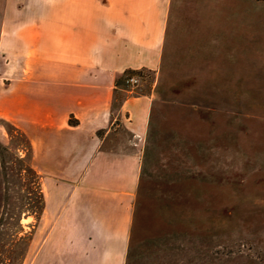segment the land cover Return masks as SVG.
Here are the masks:
<instances>
[{"label": "rangeland", "instance_id": "rangeland-1", "mask_svg": "<svg viewBox=\"0 0 264 264\" xmlns=\"http://www.w3.org/2000/svg\"><path fill=\"white\" fill-rule=\"evenodd\" d=\"M172 30L175 60L198 36H221L223 49L242 56L221 58L223 79L228 70L238 74L219 88L199 87L197 67L175 64L162 74L142 71L136 90L117 95L116 115L128 99L153 92V120L146 136L135 137L142 170L128 264H264V0H174ZM5 107L0 264H24L48 172L38 167L37 131L6 116ZM84 171L57 173L75 182Z\"/></svg>", "mask_w": 264, "mask_h": 264}, {"label": "crops", "instance_id": "crops-1", "mask_svg": "<svg viewBox=\"0 0 264 264\" xmlns=\"http://www.w3.org/2000/svg\"><path fill=\"white\" fill-rule=\"evenodd\" d=\"M173 5L0 0V104L6 116L37 131L38 167L48 172L44 210L24 264H128L142 170L135 137L147 135L153 92L128 99L116 115L124 74H162L181 64L203 73L199 87L237 78L236 71L220 74L222 57L242 56L223 49L221 36L192 38L175 60ZM118 120L122 129L113 128ZM60 169L85 171L64 182Z\"/></svg>", "mask_w": 264, "mask_h": 264}, {"label": "built area", "instance_id": "built-area-1", "mask_svg": "<svg viewBox=\"0 0 264 264\" xmlns=\"http://www.w3.org/2000/svg\"><path fill=\"white\" fill-rule=\"evenodd\" d=\"M141 72H136V73H126L123 76L122 84L126 90L129 91H134L136 90L143 79Z\"/></svg>", "mask_w": 264, "mask_h": 264}]
</instances>
